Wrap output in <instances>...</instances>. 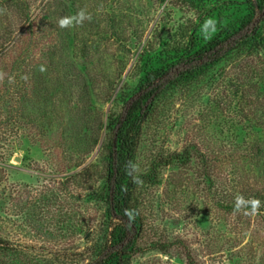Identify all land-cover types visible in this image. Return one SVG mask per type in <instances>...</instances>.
I'll use <instances>...</instances> for the list:
<instances>
[{
  "label": "rangeland",
  "instance_id": "rangeland-1",
  "mask_svg": "<svg viewBox=\"0 0 264 264\" xmlns=\"http://www.w3.org/2000/svg\"><path fill=\"white\" fill-rule=\"evenodd\" d=\"M193 1L0 0L1 264L102 256L118 223L113 129L144 61L186 43ZM232 1L217 7L219 26L247 16L246 0ZM254 18L256 47L143 110L123 264H264V17Z\"/></svg>",
  "mask_w": 264,
  "mask_h": 264
},
{
  "label": "trees",
  "instance_id": "trees-1",
  "mask_svg": "<svg viewBox=\"0 0 264 264\" xmlns=\"http://www.w3.org/2000/svg\"><path fill=\"white\" fill-rule=\"evenodd\" d=\"M230 1L232 0H214L207 8L202 5L203 0L201 4L195 3L200 12L184 46L164 48L144 61V80L140 92L132 97L124 108L122 118L113 129L110 143L111 184L108 209L118 223L114 222L109 233L108 247L104 248L102 256L92 264H123L131 247L132 240L127 239V231L135 225L134 220L130 218L131 188L128 184L130 175L126 171V165L128 162L132 163L143 110L149 107L151 100L171 85L194 82L218 62L233 59L257 46L258 20L256 21L254 16L260 14L264 17V0L244 2L248 14L237 28L229 25L219 26L220 21L215 18V14L218 15L221 11H218L217 7L223 4L229 7L233 3ZM218 28L220 30L216 31Z\"/></svg>",
  "mask_w": 264,
  "mask_h": 264
},
{
  "label": "clouds",
  "instance_id": "clouds-1",
  "mask_svg": "<svg viewBox=\"0 0 264 264\" xmlns=\"http://www.w3.org/2000/svg\"><path fill=\"white\" fill-rule=\"evenodd\" d=\"M79 19H80L81 21H83L84 19H91V17H90V16H86L85 12H84V11H81V12L79 13ZM68 23H69L68 21H61V26L64 27V26H66ZM126 171H128L129 175H131L132 172L135 171V165L132 164L131 162H128V164L126 165ZM134 179H135V182H136V183H138V184H139V183H142V180H141L139 177H135Z\"/></svg>",
  "mask_w": 264,
  "mask_h": 264
}]
</instances>
